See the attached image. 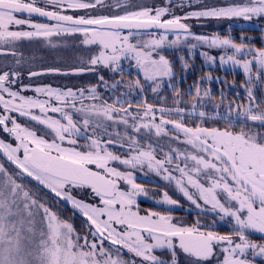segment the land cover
I'll return each instance as SVG.
<instances>
[{
    "label": "snow or ice",
    "instance_id": "snow-or-ice-1",
    "mask_svg": "<svg viewBox=\"0 0 264 264\" xmlns=\"http://www.w3.org/2000/svg\"><path fill=\"white\" fill-rule=\"evenodd\" d=\"M109 8L110 14H93ZM185 8L192 10L176 14ZM33 17L49 22L38 23ZM238 17H264V0H223L220 4L162 0L151 6L146 0L137 4L112 0L110 5L106 0H0V55L18 57L17 65L22 54L16 46L24 40L44 38L51 44L53 37L78 34L83 44L99 49L87 66L29 71V78L79 75L97 66L122 76V61L133 63L139 73L134 81L120 79L112 84L99 75L97 84L73 89L51 84L33 87L22 83L20 72L0 70V129L14 141L0 138V155L10 166L0 162V264H179L178 251L191 258L189 264H206L216 255V246H221L219 264L264 260V242L250 239L252 233L264 237V101L257 102L252 88L245 87L246 105L225 103L223 90L215 102L211 89H202L200 83L189 86V101L173 86L175 106L171 108L157 107L146 97L135 107L128 101L134 89L142 94L145 84L154 94L165 79L171 84L175 73L172 62L162 54L165 47L187 44L190 50L198 46L230 49L231 55L219 57L221 64L239 65L250 74L255 63L264 71V48L238 44L230 36L195 35L185 22ZM169 35L174 38L169 40ZM189 40L195 43L188 44ZM201 55L213 63L217 59L207 52ZM181 61L187 69L183 57ZM212 79L211 74L201 78ZM248 79L251 83L252 76ZM120 86L127 91L110 96L111 102L100 92V88L118 91ZM27 91L35 95H24ZM205 100L214 102L211 115L204 110ZM193 115L200 123L193 121L194 126H189L185 117ZM17 116L42 126L41 134L19 123ZM209 120L227 123L204 126ZM117 126H123V132ZM153 135L157 141L167 137L184 148L168 144L165 151V145L149 139ZM145 168L174 184L197 209L207 207L220 221L230 220L232 232L221 235L209 230L215 221L205 224L197 219L191 226L173 223L176 218L170 212L149 209L142 215L137 198L147 196L149 190L136 183L135 172L143 173ZM40 190L69 202L84 218V234L62 218ZM82 190H90L99 202L74 195ZM161 196L158 203L179 205L168 191ZM158 250H166L169 257L156 255ZM125 253L130 258L125 259Z\"/></svg>",
    "mask_w": 264,
    "mask_h": 264
},
{
    "label": "trees",
    "instance_id": "trees-1",
    "mask_svg": "<svg viewBox=\"0 0 264 264\" xmlns=\"http://www.w3.org/2000/svg\"><path fill=\"white\" fill-rule=\"evenodd\" d=\"M139 2H141V0H137V3ZM161 2L162 0H146V3L149 6H151V4L153 3L160 4ZM205 2L210 4L223 3L222 0H205ZM193 7H198V5H193ZM188 10L190 9L185 8L182 11L178 9L176 11V14L183 15L184 12ZM213 20L214 19L211 18L208 19L193 18L187 20V22H189V24L191 23L193 25V28L198 31H205V29H207L208 33H216L221 36H230L238 44L241 43L245 45L250 44L257 48H264V29L262 27H248V26L239 27V26H227L223 24L219 26H213L212 23L221 22V21H213ZM260 23L262 26H264V17H260ZM165 54L167 58L172 62L175 73L174 77L172 78L171 84L167 86V88L163 90V93L159 95L149 92L150 88L149 89L145 88L142 94L139 92V90L134 89L132 91L131 96L128 97V101L131 102L134 107L136 105V102L141 100L143 97L147 98L148 103H151L157 107L160 106L169 107V108L174 107L175 105L173 104V94L175 88L173 86H176V88H178L181 91V94L185 101H189L191 99V97L188 95L189 86L193 85L194 83H200L202 89L210 88L211 94L215 98V102H219L221 96V90H223V92L226 94L227 97L225 103H227V101H234L237 104L242 103L246 105L248 101H247V93L245 91V87L252 88L253 94L257 98V102L264 101V80L262 79L264 77L263 73L259 75L261 79L252 78L251 83H249L248 77L240 71L233 69H223L219 65L216 66L206 65V63L203 60V57L201 56L198 50L180 49L173 52H166ZM181 57H183V60L186 61L188 64L187 69H184L182 67ZM96 70H99L100 74L104 76L105 80L108 81L109 84H112L120 79H123L126 83L129 81H134V79L139 75V73H137L136 71L135 73H131L123 69H122L123 70L122 76L119 73H113L112 70L109 68L97 67ZM208 74H211V76L213 77L211 82H208L207 80H201L202 77H206ZM86 76L89 77L92 76L90 81L87 79L88 77L85 76L84 79L82 78L83 80L80 81H83V83L90 85L98 83L99 75L86 74ZM141 83L142 84L145 83L143 79H141ZM232 85H234V87ZM100 89L103 90V92L106 91L107 96L110 94L111 96H113V94L119 96L123 92L127 91V89L124 86H120L118 91H112V90L109 91L103 88ZM109 97L106 98L109 99ZM109 102H111L110 99ZM213 103H214L213 101L205 100V104L207 105V107L204 110L207 111L210 115L213 113ZM180 107L190 108V104H181ZM221 107L225 108L223 105H221ZM261 107H264V104H262ZM168 119H179V117L169 116ZM185 120L189 124V126H194L193 121H195V123H200L199 118L194 115L185 117ZM226 123L227 121L224 120H220V121L209 120L206 122L204 126L222 127ZM235 130H239V128H236ZM29 182L34 184V182L31 181ZM43 192L47 195L46 201L49 202L50 205L54 207V210H58L62 218L68 219L71 223L74 224L78 232L84 234V232L86 231V225L84 223V219L73 216L69 209L63 207L61 201H57L56 198L47 194L44 190ZM187 213L190 214L191 216L199 215L202 217V219H207L209 222H212V218L214 217L215 218L214 220L216 221L218 220L220 222L219 224L221 226L218 227V229H220L222 232H228L227 229H230L231 230L230 232H232L233 230L231 221L227 219H225L224 221H220L216 214H210L199 210H192ZM250 237L254 239H258L260 236L250 234ZM158 255L166 259L169 257V253L167 251L166 252L161 251L159 252Z\"/></svg>",
    "mask_w": 264,
    "mask_h": 264
},
{
    "label": "flooded vegetation",
    "instance_id": "flooded-vegetation-1",
    "mask_svg": "<svg viewBox=\"0 0 264 264\" xmlns=\"http://www.w3.org/2000/svg\"><path fill=\"white\" fill-rule=\"evenodd\" d=\"M107 4H111L112 0H106ZM111 9H104L101 10L98 13H93V14H110ZM83 14V13H80ZM20 18H27L26 16H21ZM33 20L35 22L38 23H47L49 21L43 19V18H37V17H33ZM20 30H30L27 28H21ZM70 38H73V36H68ZM63 38L64 36L61 37H53L51 40V44L48 42V40L44 39V38H40V39H34L31 41L28 40H24L19 42V44L16 46V51L20 54H22V58H21V63L19 65H17L15 63V60L18 57H13L11 55L5 56V55H0V70H15L21 73V80L23 84H31L33 87L35 86H40V85H46V84H51L53 87H59L64 86L63 83V74H46V75H42V76H38V77H31L29 78L28 76V72L29 71H42L48 68H59L58 67V62L59 60L62 58L63 55ZM48 62H51L50 65L46 66V64ZM63 71V69H61ZM89 74H97V75H101L99 70H95L92 72H86L84 73L85 77H88L87 79L90 81L92 76H86ZM78 83L81 85L83 84L84 86H88L90 84H85L83 83V81H79ZM19 85H17L18 87ZM76 87L75 84H72V88ZM24 95H28V96H33L35 95L32 91H27L23 93ZM17 120L19 123H21L22 125L34 128L37 130L38 134H41V128L42 126H38L37 124H35L34 122H30L28 120V118L26 117H20L17 116ZM0 138L5 139L6 141L9 142H14L11 141L9 135L5 132L2 131V129H0ZM167 141L168 138H167ZM142 143L144 142L141 141ZM81 144L85 143L84 140L80 141ZM167 144H165V148L164 150L167 151ZM113 151H117V154H121L120 150L118 149H113ZM157 156L158 158H160V153L157 152ZM0 158L3 159V161L8 165V163L6 162V160L1 157ZM9 166V165H8ZM114 167H118V168H122V166H120L119 164H114ZM136 183L143 185L144 187L154 191V195L158 197V192H163V191H168V194L179 201V205L180 207H170V206H166V205H162L159 204L157 202H155L154 200H148L147 197L144 198H138V204H139V208L141 209V214H146L147 210H152V211H157V212H162V213H168V211L174 216H176L173 220V223H178V222H183L184 224L187 225V222L189 223L188 225H194L197 223V219H200V221L202 223H209V221L207 219H202L201 216L199 215H193L191 216L190 214L187 213V208H181V205H184L187 207V201H185L184 198L182 197H176L177 193L174 192V190L172 189V187L174 186V184H171L167 181H164L162 179V176L157 175L154 172L149 171L148 169H144L143 173H141L139 171L138 175L136 176ZM171 184V185H170ZM173 185V186H172ZM47 194L53 196L52 194H50L49 192H47L46 190H44ZM179 195V194H178ZM54 197V196H53ZM55 198V197H54ZM63 207L69 209L72 213L73 216L79 217L84 219L78 211L74 212L73 209L69 208L66 205L65 201H62ZM167 211V212H166ZM215 218H212V222L215 221V227H211L209 228V230L211 231H216L218 233H220L221 235L224 234H228L230 233V229H227L228 232H222L220 229H218V227H220L221 225L219 224L220 222L214 220ZM219 247L221 246H216V252L219 250ZM166 252V250H163ZM157 252H161V251H157ZM160 256V255H158ZM177 257L179 260V264H187V256L181 252L178 251L177 253Z\"/></svg>",
    "mask_w": 264,
    "mask_h": 264
},
{
    "label": "rangeland",
    "instance_id": "rangeland-1",
    "mask_svg": "<svg viewBox=\"0 0 264 264\" xmlns=\"http://www.w3.org/2000/svg\"><path fill=\"white\" fill-rule=\"evenodd\" d=\"M129 2L136 4L137 3V0H129ZM222 2H223V0H222ZM129 10H132V9H129ZM211 19H214L213 21H221V22H214V23H212L213 26H219V25H222L223 24V25H227V26H239V27H247V26L248 27H262L264 29V26H262L261 23H260V18H253L252 20H245L242 17L230 18V19L229 18H211ZM217 19H219V20H217ZM185 22L189 24V22H187V21H185ZM189 25H190V28H191L192 33H194L195 35H208V36L219 35V34H216V33H208L207 29H205V31H198V30H196V29L193 28V25L191 23ZM219 36H221V35H219ZM221 37H223V36H221ZM142 38L143 39H148L147 36H144ZM173 38L174 37H172L171 35H169V40H171ZM83 39H84L83 36L78 35V34L77 35H74L73 38H70L68 36H64V38H63V52H62L63 55H62V58L58 62V67L60 69H63V71H66V70H69V69L74 68V67L87 66L86 65V62L91 58V56H93V55H95V54L98 53L99 49H98L97 46H95V45H92V46L85 45V44H83ZM133 42H135V41H133ZM191 43H195V41L189 40L188 41V44H191ZM246 45H248L249 47H255V46L250 45V44H246ZM255 48H257V47H255ZM180 49H189V47H188L187 44H181V45H177V46L165 47L162 50V54L166 56V54H165L166 52H173V51H177V50H180ZM192 50H198L200 52V54L202 52H207L209 56H213V57H216L217 58L216 61L213 63V62L208 61V59L205 56L201 55L203 57L204 62L208 66H216V65H219L223 69H233V70H237V71L242 72L247 77H249V75H251L252 78H257V79H261L260 76H259L261 73L264 74V71L260 70L259 69V66L257 64H255V63L252 65V72L250 74H245L244 71H243V68L241 66H239V65L234 66L231 63L221 64L219 62V57L221 55H224L225 57L227 55H231L232 54V51L230 49L227 52H225L223 49H220V48H209L207 46H198L196 49H192ZM251 58H252L251 56H247V57H245V56H237V59H241V60H243V59H251ZM50 63L51 62H48L46 64V66L50 65ZM97 67L104 68L102 66H97ZM121 68L123 70L129 71L131 73H135V71H136L135 70V67H134V64L131 63V62H129V61H122ZM258 73H259V75H257ZM82 78L84 79V74H79V75H63V83H64V86H61L60 85L59 87H61V88L71 87L72 88V84L73 83L76 86L73 89L79 88V87H83L84 85H80L78 83V80L79 81L80 80H83ZM262 79L264 80V77ZM169 85L170 84L168 83L167 79H165V82L163 83L162 87L155 94L156 95H159V94L163 93V90H165V88H167V86H169ZM145 88L149 89V87H148L147 84H145ZM109 91H111V89H109ZM100 92L104 96L105 99H107L106 97L111 96V94L107 96L106 95V91L103 92V90H101V89H100ZM149 92H152L151 89H149ZM113 96H116V95L113 94ZM219 111L221 113H223V112H225V108L221 107V108H219ZM111 130L112 129L110 128L109 131H111ZM117 130L123 132V126H117ZM141 135L143 137V133ZM149 139H151L153 141H157V138L154 135L151 136V137H149ZM143 140L144 139L142 138L141 141H143ZM157 142L159 144H161V145L171 144L172 147L184 148V145H181V144H178V143H175V142H171V141H167V137H162ZM0 162H4L2 158H0ZM5 166L6 167H10L6 163H5ZM120 170L121 171H124L125 169L122 167V168H120ZM138 173H139V170H137L135 172V176H137ZM23 182L29 184L30 187H33V188L36 187V185L30 183L27 180L26 181H23ZM145 189H148V188L145 187ZM172 189L174 190V192L177 193L176 197L177 196L178 197H182V198L185 199V201H187V199L185 197H183V195L175 188V186H173ZM148 190L149 191H148V195L147 196H140L138 198L147 197L148 200H154L157 203L162 200V196H161V193L162 192H158V197H157V196L154 195V191H152L150 189H148ZM40 195H42L45 198V200H46L47 195L43 192V190H40ZM74 195H77L79 199L87 200L89 203H98L99 202L97 199H93L92 198V196L90 194V190H82L79 193H74ZM138 198H137V200H138ZM175 200H177V198ZM159 204L166 205V204H163V203H159ZM166 206H169V205H166ZM181 206H182L181 208H184V209L187 208V212L192 211V210L202 211L201 209H197L189 201H187V207L184 206V205H181ZM170 207H180V205H178V206H170ZM202 212H207V213H210V214H214L210 210V208H207V207ZM174 217H176V216H174ZM188 224L189 223L187 222V225ZM252 234L257 235V236H260V237L258 239H254V238L250 237V239L255 240L257 242H264V237L262 238V236L260 234H258V233H252ZM155 254L158 255L159 252L156 251ZM124 258L125 259L130 258V254L125 253V257ZM249 258H251V257H249ZM190 259L191 258H189L187 256V264H189ZM219 260H222V257L219 256V250H218L216 252V255L214 257L210 258L206 262V264H219ZM255 264H264V260H261V259L258 258L255 261Z\"/></svg>",
    "mask_w": 264,
    "mask_h": 264
},
{
    "label": "water",
    "instance_id": "water-1",
    "mask_svg": "<svg viewBox=\"0 0 264 264\" xmlns=\"http://www.w3.org/2000/svg\"><path fill=\"white\" fill-rule=\"evenodd\" d=\"M1 157H3V156L1 155ZM66 205H67L69 208H71V209H72V207H71V205H70V203H69V202H66Z\"/></svg>",
    "mask_w": 264,
    "mask_h": 264
}]
</instances>
